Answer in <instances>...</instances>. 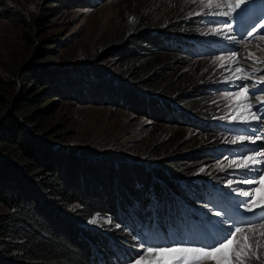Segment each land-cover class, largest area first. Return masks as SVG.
Instances as JSON below:
<instances>
[{
	"label": "rangeland",
	"instance_id": "374dc122",
	"mask_svg": "<svg viewBox=\"0 0 264 264\" xmlns=\"http://www.w3.org/2000/svg\"><path fill=\"white\" fill-rule=\"evenodd\" d=\"M3 1L15 10V15L9 17H4L0 11V95L8 98L25 79L22 67L28 65L44 73L60 71L73 76L86 71L90 65L107 73L118 72L120 63L106 51L114 38L140 19L165 30L163 35L168 39L172 35L167 33L175 24L185 21L190 24V34L185 31L187 34L181 35L191 37L193 49L174 56L180 77L176 83H181L178 90L181 98L176 99L181 100H175L169 110L179 107L189 115L188 119L183 114L173 116L179 124L158 122L108 102L100 104L66 96L65 90L59 96L33 104L30 110H46L42 119L44 129L40 132L54 136L56 146L82 153L89 160L111 156L126 163L141 161L145 151L156 145L171 149L172 155L191 159L185 161L192 170L189 180L216 186L225 196L224 201L218 191L219 198L210 194L214 202L206 203L203 195L209 196L203 188L198 194L200 200H196L192 208L212 218L208 226L202 225L201 229L208 232L213 228L211 239L223 241L227 246L217 242L204 245L206 250L216 245L219 251H214L215 259L197 261L194 253H185L186 264H217V261L220 264H264V210H261L264 209V182L259 179L264 171L250 173L237 167L246 156L264 161V139H256L254 144L250 142L256 136L264 137V122L252 118L257 107L262 110L260 114L264 113L261 103L264 83H260L264 81V35H247L254 24L255 31L261 33L262 24L250 21L248 27L243 28L241 18L233 19L237 5H242L241 0H106L96 6L78 8L59 6L53 2L55 0ZM39 6L45 8L47 15L36 23ZM216 12L231 14L213 15ZM166 42L179 45L174 40ZM96 59V63H90ZM191 91L198 93V100L188 98L187 93ZM197 101L199 104L194 105ZM241 136L244 142L240 141ZM253 176L256 177L253 183L245 182ZM245 191L249 192L248 196L243 195ZM218 200L234 213L215 205ZM178 201L182 205L181 214H186L185 203ZM243 201L255 205L251 212L245 210ZM129 210L135 213L132 208ZM6 211L0 203V214ZM257 217L262 218L257 220ZM93 219L96 223H90ZM121 219L114 214H95L84 222L85 227L107 238L106 246L110 248L107 255L102 256L106 259L98 256L101 264H164L169 256L176 255L163 248L162 243L153 245L144 235L143 240L134 231L135 220L131 222L134 217ZM214 221L217 229L211 225ZM230 226L235 233L233 244L224 239L233 238L228 235ZM237 227L239 232H236ZM200 232L198 229V237ZM163 240L160 235L155 237V241ZM148 246L153 247L151 253ZM170 246L195 248L198 243Z\"/></svg>",
	"mask_w": 264,
	"mask_h": 264
},
{
	"label": "trees",
	"instance_id": "16d2710c",
	"mask_svg": "<svg viewBox=\"0 0 264 264\" xmlns=\"http://www.w3.org/2000/svg\"><path fill=\"white\" fill-rule=\"evenodd\" d=\"M105 1L53 2L78 8ZM0 8L4 17L15 15L3 0ZM46 15L39 6L35 22ZM189 25L187 21L175 24L167 33L171 39L144 19L129 26L106 51L120 63L118 72L90 65L73 76L22 67L25 79L16 92L10 98L0 95V203L7 208L0 214V264H101L100 258L106 259L102 256L110 248L107 238L84 226L95 214H114L118 220L123 216L120 221L134 217V231L153 241L159 235L168 240L178 229L184 231L183 225L192 224L197 217L192 204L209 184L189 180L192 170L185 161L191 159L156 145L145 151L141 161L126 163L111 156L89 160L82 153L56 146L54 136L40 132L46 110H30L33 104L65 90L66 96L108 102L158 122L179 124L173 116L183 114L188 119L189 115L179 107L169 110L175 100H181L176 99L181 98V83H176L180 77L174 56L193 49L191 37L181 35L190 34ZM187 94L190 100H198L196 91ZM178 199L185 203L186 214H181Z\"/></svg>",
	"mask_w": 264,
	"mask_h": 264
},
{
	"label": "snow or ice",
	"instance_id": "6c2138e0",
	"mask_svg": "<svg viewBox=\"0 0 264 264\" xmlns=\"http://www.w3.org/2000/svg\"><path fill=\"white\" fill-rule=\"evenodd\" d=\"M241 2H242L243 6L237 5L238 11L236 12V16H234L233 19L240 16V14L243 13L247 9L248 4L250 2H252V0H241ZM230 14L231 13H223V14H221L219 12L213 13V15H216V16H220V15L227 16ZM196 15H200V13H196ZM261 19H264V17H261ZM225 23H227V22H225ZM229 27H230V25H229ZM261 27L264 28V25H261ZM252 29H253L252 31L247 32V35L249 37H252L255 34L264 35V33H260V32L255 31V24L252 25ZM237 71L239 72L240 69H237ZM260 83H264V81H260ZM261 103H264V101H262ZM249 107L251 108V105ZM261 111H262L261 108L257 107L256 114H254L252 118L258 119L259 121L264 122V114H260ZM232 119H235V117H233ZM244 139L245 138L243 136L240 137L241 142H244ZM256 139H264V137L256 136L255 139H252L250 142L254 144L256 142ZM233 143H235V141H233ZM257 154L259 155V150H257ZM256 165L260 166L259 169H257ZM237 167L243 168L247 172L258 174L259 171H264V161L255 159L251 156H246L244 159V162L242 164L237 165ZM200 171L203 172L204 169L202 168ZM255 179H256V177L253 176L251 179H247L245 182L251 184V183H253V181ZM259 179L261 182H264V176H260ZM256 191H259V189H256ZM243 195L248 196L249 192L245 191V192H243ZM242 204L245 207V210L249 211V212H251L253 210V207L255 206V205H250L248 201H243ZM261 210H264V209H261ZM216 214L219 215L220 213H216ZM90 223H96V220L93 219L90 221ZM116 227H119V225H116ZM239 231H240V229L237 227L236 232H239ZM228 235L232 236L233 238L231 240H229L228 237L226 236L224 239L228 240V244H233L235 242V233L232 232L231 226L228 229ZM244 239L246 241L247 237H244ZM217 243L221 244V246H225V247L227 246V245H224L223 241H218ZM162 247L167 248L171 252L176 253V255L169 256L166 260H164V264H186V261L184 260V254L189 253V252L195 254V260H197V261H199L201 259H215L214 251H219V249L216 247L215 244L211 245L207 250L205 249L204 245H200V246L195 247V248H188V247L172 248L170 245H164ZM147 250L149 253H151L153 251V247L148 246ZM138 255H140V254H138ZM217 264H220V261H217Z\"/></svg>",
	"mask_w": 264,
	"mask_h": 264
},
{
	"label": "bare ground",
	"instance_id": "6f19581e",
	"mask_svg": "<svg viewBox=\"0 0 264 264\" xmlns=\"http://www.w3.org/2000/svg\"><path fill=\"white\" fill-rule=\"evenodd\" d=\"M263 192H264V188H263Z\"/></svg>",
	"mask_w": 264,
	"mask_h": 264
}]
</instances>
